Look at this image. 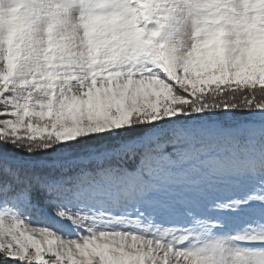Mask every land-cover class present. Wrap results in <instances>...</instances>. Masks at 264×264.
Masks as SVG:
<instances>
[{
    "label": "snow or ice",
    "instance_id": "6c2138e0",
    "mask_svg": "<svg viewBox=\"0 0 264 264\" xmlns=\"http://www.w3.org/2000/svg\"><path fill=\"white\" fill-rule=\"evenodd\" d=\"M23 2L0 264H264V0Z\"/></svg>",
    "mask_w": 264,
    "mask_h": 264
},
{
    "label": "clouds",
    "instance_id": "9594fccd",
    "mask_svg": "<svg viewBox=\"0 0 264 264\" xmlns=\"http://www.w3.org/2000/svg\"><path fill=\"white\" fill-rule=\"evenodd\" d=\"M23 6V0H0V19H2L5 27L9 18H14L20 14L19 9Z\"/></svg>",
    "mask_w": 264,
    "mask_h": 264
},
{
    "label": "trees",
    "instance_id": "16d2710c",
    "mask_svg": "<svg viewBox=\"0 0 264 264\" xmlns=\"http://www.w3.org/2000/svg\"><path fill=\"white\" fill-rule=\"evenodd\" d=\"M254 115L259 116V113H250L247 111H234L233 113L230 114V119L236 118V119H242V120L233 122L231 124L235 126L236 124H239V123H242L243 121H247L251 119ZM221 119H223V117H221ZM9 150L11 151L12 149H9Z\"/></svg>",
    "mask_w": 264,
    "mask_h": 264
},
{
    "label": "rangeland",
    "instance_id": "374dc122",
    "mask_svg": "<svg viewBox=\"0 0 264 264\" xmlns=\"http://www.w3.org/2000/svg\"><path fill=\"white\" fill-rule=\"evenodd\" d=\"M222 117H223V116H222ZM256 117L258 118L259 116H256ZM223 119H225V117H223ZM240 120H242V119H236V118H233V119H228L226 122H228V123H233V122H237V121H240ZM243 122H246V121H243ZM46 211H47V214L50 216V215H51V210H50V209H47ZM32 219H33V220H36V219H37V216L34 214V215L32 216ZM34 226L39 227V226H43V225H41V224H36V225H34ZM165 226H181V225H165Z\"/></svg>",
    "mask_w": 264,
    "mask_h": 264
}]
</instances>
